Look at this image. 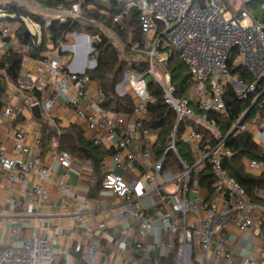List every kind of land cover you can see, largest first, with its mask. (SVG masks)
I'll return each instance as SVG.
<instances>
[{"label":"built area","instance_id":"obj_1","mask_svg":"<svg viewBox=\"0 0 264 264\" xmlns=\"http://www.w3.org/2000/svg\"><path fill=\"white\" fill-rule=\"evenodd\" d=\"M30 1L48 16L60 21L84 20L82 14L84 0H51L63 1L53 8L44 7L39 0ZM115 1L122 4V9L114 17L116 24L122 25L133 11L139 12L143 43L136 42L130 49L146 57L148 71L142 73L139 70H127L123 84L131 87L136 99L130 117L134 119L133 130L137 132L144 146L143 150L138 153L129 150L131 130L128 128L126 115L113 114L98 106H95L94 113L87 111L85 104L89 102V105L91 99L88 89L94 81L86 71L76 72L64 66L60 56L61 52L65 51L63 39L59 40L57 47L51 50L46 60L38 62L33 71L27 70L29 48L16 38L21 23L0 20V49L7 53L12 48L24 57L21 77L17 86L12 87V93L23 98V104L29 111L38 106L42 118L51 123L55 122L54 117L61 108H70L76 117L84 121L90 132L97 134L90 140L95 146L101 147L109 135L116 138L117 152L113 160L123 174L107 173L101 186L104 191L113 193L129 206L127 211L121 209L119 211L127 222L135 225L136 241L133 248L136 255L130 264H150L153 253L159 249H165L168 254L175 253L177 264H193V260L196 261L195 252L206 254L216 238L221 248L217 256L231 261L233 254L228 251V239L218 236L220 230L235 217L241 221V230L249 229L253 226L254 214L260 209V205L252 203L245 188L225 170L224 165L233 153L221 138L220 127L209 115L226 114L225 96L230 87L234 88L241 100L259 91L257 82L264 80V25L248 11V5L252 0ZM261 7L264 8V0H261ZM91 24L104 30L109 38L114 37L122 44L108 27L94 21H91ZM48 25L49 22L46 23V27ZM6 39L9 43L5 42ZM96 40L99 41L98 37ZM166 49L176 51L179 59L189 68L191 81L196 85V92L199 95L198 115L188 100L176 95L178 89L167 69L170 54L164 52ZM91 52L93 54L94 49ZM231 64L243 68L253 82L249 84L245 79L234 75ZM156 65L163 70V80L157 75ZM91 68L93 70L96 68L94 55L91 59ZM150 81H154L162 90L164 104L176 117V129L170 136L166 153L171 152L175 155L179 170L172 172L170 178L164 176L166 155L154 161L149 147L152 131L146 127L151 121L148 107L155 102L149 88ZM263 93L259 92L258 97ZM18 111L19 108L13 105L7 106L3 109L1 119L14 122L19 117ZM191 121L209 130L217 140L213 147L202 148L204 134L190 126L186 127L184 134H189L186 141L195 156L193 165L183 161L176 148L178 129ZM234 130L236 134L253 133L248 124L237 123L231 133ZM27 133L28 129L24 126L16 129L13 153L10 154L0 128V168L10 183L26 181L29 172L41 166L42 136H37L33 143L27 144L25 143ZM34 152L38 154L33 155ZM50 152L63 169L70 170L73 158L68 151L60 148L58 137L52 140ZM140 160L146 163L145 171L140 178L148 187L143 195H138L134 191V182L126 178L127 173L135 170ZM88 164L90 165V162ZM206 168L210 169L214 180V193L210 196L207 191L208 197L204 199L200 191L206 189L201 187L199 179L198 182L196 179ZM248 168L264 170V165L258 161H249ZM51 171L42 168L39 181L32 187L39 205L48 198L46 182ZM67 180L68 173L58 177L57 186L63 194L70 196L71 190ZM146 196L159 198L153 208L155 216L150 215L148 213L150 209L143 205V197ZM221 199L231 200L232 206L229 211L217 210V200ZM206 200L212 202L208 203ZM157 221L164 230H167L168 238L163 242L150 243L148 239L151 232L156 229ZM78 226L87 236L93 233L84 217L79 218ZM107 228L103 221L98 224L101 231ZM20 233V229L13 228L10 235L16 237ZM56 246V240L43 237L36 230H32L27 235L22 249L2 247L0 241V264H56ZM76 251L84 250L77 247ZM83 254L87 264H96L95 251L88 249ZM261 255L262 259L259 262L242 258L240 264H264V249Z\"/></svg>","mask_w":264,"mask_h":264},{"label":"crops","instance_id":"obj_2","mask_svg":"<svg viewBox=\"0 0 264 264\" xmlns=\"http://www.w3.org/2000/svg\"><path fill=\"white\" fill-rule=\"evenodd\" d=\"M18 6L23 7L20 2ZM51 19L55 18L51 16ZM95 41H97L96 37L91 40L90 35L87 34H69L65 42V51L60 54L64 66L76 72H91L93 70L91 68L93 56L91 51L94 49ZM50 52L51 50L47 52V55ZM5 54L6 52L0 49V58ZM38 62L40 61L29 57L27 70L33 71ZM12 87L10 86L9 88L7 104L0 111L1 133L7 151L10 154L13 153L15 131L21 126L28 129L25 137V143L27 144L33 143L37 136H43L46 130L45 126H48L51 129L50 131H55L59 134L64 131L69 132L72 126H77L85 133L86 139L89 141L91 137L97 135L95 132H90L84 121L76 117L70 108H61L54 117V123L49 122L44 117L41 119L36 118L33 112L24 106L23 98L18 94L14 95L12 93ZM196 91L194 94L198 102L199 95ZM115 92L118 97L122 99L129 98L134 105L136 104V99L129 85L122 82L117 85ZM88 95L91 98L90 104L88 105L89 102L85 104V108H87L88 112L94 113L96 111L95 106L101 107L103 101L102 94L98 91V86L95 82L89 87ZM60 103H62L61 100ZM10 105L17 107V109L19 108V117L14 122H7L1 119L3 109ZM119 108L122 109L121 106ZM110 112L123 114L128 117L127 125L131 130L129 150L133 153L143 150L144 146L139 140L137 132L133 130L134 119L130 117L131 112H127V110ZM258 124L257 127L250 126L253 130L252 134H254V131L264 129V123L261 122V119ZM158 138V133L152 131L149 147L152 150V160L154 161L162 158V156H158L157 148L155 147ZM254 139L264 150V136L258 135ZM50 150L51 145L48 151L45 152H43L41 147V166L29 172L26 181L18 184L10 183L5 172L0 168V241L2 242V247L9 246L22 249L29 232L36 230L41 236L57 241V246L55 247L56 264H74L73 253L77 247H81L84 251L88 249L95 251L96 264H130L136 255L133 248L136 241L135 225L127 222L119 211L120 209L127 211L129 206L113 193L104 191L101 186L107 173L123 174L113 160V156L117 152L116 138L112 135L106 137V141L98 149L104 155L102 157L103 160L96 164L81 152L70 153L73 158V165L70 170L63 169L60 163L52 157ZM37 154L38 152H34L33 155ZM99 158H101V155H98L96 160H99ZM88 162H90V165ZM248 162H246L248 172L257 176L264 174V170L249 169ZM186 163L188 164V162ZM42 168L51 169L52 171L46 182L48 198L46 202L39 205L37 197L32 192V187L39 181ZM145 168L146 163L140 160L136 164L135 170L126 175L129 181L134 182V191L138 195H143L148 190L147 184L140 179ZM178 170V163L175 162L173 157L169 156L164 164V176L170 178L171 173ZM67 173V184L71 190L70 196L63 194L58 190L57 186V178ZM207 194V190L201 189L200 195L204 199L208 197ZM258 198L261 205L259 206L260 209L254 214L252 227L247 230H241V221L238 217H235L224 225L218 234L219 237L228 239V251L233 254L232 260L229 261L225 257L217 256V252L221 248L216 238L206 254H202L199 251L195 252L198 264H240L242 258L261 261V252L264 249V189L258 192ZM158 201L159 198L157 196L143 197V205L145 208L150 209L148 210L150 215H156L153 208ZM206 202L211 203L212 200H206ZM231 206V200L229 199L217 200V210L219 211H229ZM81 217H84L88 227L93 229V233L90 236H87L85 231L78 226V220ZM101 221L107 224V230L101 231L98 229V224ZM13 228L21 230V233L16 237L10 235ZM155 228L151 232L148 242H163L168 238L167 230H164L160 222H156ZM168 255L165 249L156 250L151 257L150 264H158L160 260L167 258Z\"/></svg>","mask_w":264,"mask_h":264},{"label":"trees","instance_id":"obj_3","mask_svg":"<svg viewBox=\"0 0 264 264\" xmlns=\"http://www.w3.org/2000/svg\"><path fill=\"white\" fill-rule=\"evenodd\" d=\"M44 7L53 8L63 1L39 0ZM67 6H70L67 4ZM122 9V4L115 0H93L85 3L82 1L83 21H60L59 19L45 20L24 7L18 6L17 3H8L0 6V13L5 14L3 21H17L21 23V27L16 32L18 41L29 48V57L33 60L44 61L48 58L47 52L57 47L60 39L64 43L67 41V36L71 33L87 34L93 37H98L99 41L94 43L93 55L96 58V68L89 72L94 82L98 86V91L102 94L103 101L101 107L109 111H123L131 112L134 103L129 98L122 99L118 97L115 90L117 85L121 84L127 70H139L142 73L148 71V62L140 61L129 66L121 56V49L124 53L136 54L130 47L136 42L143 43V37L140 31L139 12L133 11L131 16L123 21L122 25L114 23V17ZM249 13L261 24L264 25V8L261 7V0H252L248 5ZM25 20L38 25L40 27V34L36 37L30 35L25 38V33L28 27ZM91 21L97 22L108 27L121 40L122 44L116 46L113 41L107 36L104 30L100 29ZM49 25L46 27V23ZM6 43L9 41L6 39ZM124 47H123V46ZM52 48V49H51ZM170 54V60L167 69L172 75V81L178 89L177 96L189 101L190 106L198 115L200 113L198 102L195 98L196 85L192 83L189 68L179 59L176 51L166 49ZM146 58V57H145ZM24 57L10 49L3 57L0 58V111L7 104L9 100L10 86H17L21 77ZM130 68H129V67ZM232 73L240 78L245 79L247 83H252L253 79L248 76L246 71L239 67L230 65ZM259 91L256 94L249 95L246 99L241 100L237 97L234 88L230 87L225 96L226 114L211 113L210 119L216 121L220 127L221 138L225 140V145L232 151L233 156L228 160L224 168L228 174L235 178L246 190L250 201L254 204L261 205L258 198V192L264 189V174L259 176L247 171L246 162L258 161L264 165V150L255 141L254 136L250 132L231 133L234 125L239 123L243 116L248 112L242 124H247L255 116L264 119V93L261 100L256 105H253L258 97L259 92H264V80L257 82ZM149 88L154 95V101L149 104V113L151 121L146 124L150 131L158 133V142L155 145L158 156L166 155V160L169 156L178 159L171 152L166 153L170 136L176 129V117L174 112L164 104L163 92L159 86L154 82H149ZM122 107V109L119 108ZM252 108V109H251ZM204 134V141L202 148L206 146L213 147L217 140L216 136L207 129L199 127L194 121L188 125H182L177 131L176 148L180 158L193 165L195 156L191 153L189 146L184 138L186 127ZM45 132L42 136V150L48 151L53 137H58L60 148L69 153L81 152L86 157L92 159L94 163L103 160V153L98 151L99 146H95L93 142L86 139L85 133L77 126H72L69 132L64 131L58 135L55 131H50L48 126H45ZM48 129V131H47ZM50 131V132H49ZM74 132V133H73ZM98 151V153H97ZM96 152V153H94ZM101 155L99 160L96 157ZM199 175V185L205 188L210 196L214 193L213 177L210 169L206 168ZM175 253H170L167 258L158 262V264H177L175 261ZM74 264H87L84 259L83 252L73 253ZM193 264H198L193 260Z\"/></svg>","mask_w":264,"mask_h":264},{"label":"rangeland","instance_id":"obj_4","mask_svg":"<svg viewBox=\"0 0 264 264\" xmlns=\"http://www.w3.org/2000/svg\"><path fill=\"white\" fill-rule=\"evenodd\" d=\"M19 2H20V5L23 6L24 8H26L28 11H30V12H32L34 14H37L38 16H41L43 18H46V17L47 18H51V16L50 15L48 16L43 10L35 7V5L30 0H20V1L19 0H0V6H3L4 4H8V3H17V4H19ZM4 17H5V14L3 15V14L0 13V18H4ZM12 22L16 23L15 21H12ZM25 24L28 27L29 31L31 32L32 36H36V35H38L40 33V27L39 26L34 25L29 20H25ZM90 39L93 40V36L92 35H90ZM110 39H111V41L114 42V44L116 46L119 45V43L117 42L116 38L112 37ZM118 47H120V46H118ZM120 51H121L122 58L125 61L128 62L129 66L134 64V63H136V62L146 61L145 56L141 55V54L139 55V53H136V54L132 55L131 53H124V51L122 49ZM156 72H157V75L163 80V77H164L163 76V70L158 65H156ZM124 79H125V76H124ZM6 101H8V100L6 99ZM259 121H260V117L259 116H255L247 124H248V126H256L257 127L259 125L258 124ZM261 122L264 123V119L263 120L261 119ZM253 135H254V137H257L258 135L263 137L264 136V129L263 130L259 129L257 131H254ZM188 136H189L188 133L184 134V140H188ZM198 179H199V175H197V179H196L197 182H198Z\"/></svg>","mask_w":264,"mask_h":264},{"label":"water","instance_id":"obj_5","mask_svg":"<svg viewBox=\"0 0 264 264\" xmlns=\"http://www.w3.org/2000/svg\"><path fill=\"white\" fill-rule=\"evenodd\" d=\"M92 1H93V0H84L85 3H89V2H92ZM30 35H31V32H30L29 30H27L26 33H25V38H28ZM261 98H262V95L259 96V97L256 99V101L253 103L252 107H253L254 105H256L257 103H259V101L261 100ZM251 109H252V108H251ZM32 111H33V114L35 115L36 118H38V119H41V118H42L41 110H40V108H39L38 106L34 107V108L32 109ZM248 112H249V111H248ZM248 112H246V114L243 116V118H242L241 121L239 122V125H241V124L244 122L245 118H246L247 115H248ZM234 132H235V130H234L232 133H234Z\"/></svg>","mask_w":264,"mask_h":264}]
</instances>
